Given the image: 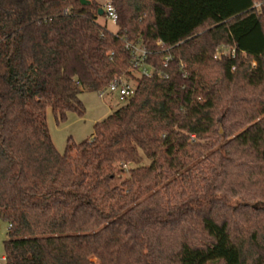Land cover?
Segmentation results:
<instances>
[{
    "label": "trees",
    "instance_id": "1",
    "mask_svg": "<svg viewBox=\"0 0 264 264\" xmlns=\"http://www.w3.org/2000/svg\"><path fill=\"white\" fill-rule=\"evenodd\" d=\"M87 1L0 0L5 264H264V0H109L116 32ZM117 78L135 96L59 153L49 110Z\"/></svg>",
    "mask_w": 264,
    "mask_h": 264
},
{
    "label": "rangeland",
    "instance_id": "2",
    "mask_svg": "<svg viewBox=\"0 0 264 264\" xmlns=\"http://www.w3.org/2000/svg\"><path fill=\"white\" fill-rule=\"evenodd\" d=\"M102 4H107L109 0H99ZM99 23L106 26L110 31L116 32L117 26L105 17L99 18ZM228 52V51H227ZM221 53H217L220 57ZM80 99L85 107V115L79 117L75 114H70L67 121L58 125L54 115L49 110L47 115V123L53 143L59 153H64L68 141L81 143L88 141L94 134V127L98 122L103 121L124 104L119 103L111 96L102 97L98 93L85 92L81 94ZM8 225L0 221V264H5L4 241L7 238Z\"/></svg>",
    "mask_w": 264,
    "mask_h": 264
},
{
    "label": "built area",
    "instance_id": "3",
    "mask_svg": "<svg viewBox=\"0 0 264 264\" xmlns=\"http://www.w3.org/2000/svg\"><path fill=\"white\" fill-rule=\"evenodd\" d=\"M262 5L263 3H256L254 5V9L261 10ZM103 10L104 17L116 24L118 17L114 6L108 3ZM127 48L132 54V71L139 77L152 78L155 75V69L150 67L146 62L149 53L140 46L128 44ZM232 54L234 55V51ZM166 59L169 60L168 57ZM136 89L137 86L135 83L127 81L125 78H117L110 84L108 89L105 92H102L100 95L102 97L111 96L119 103L126 104L135 96ZM3 261L5 262L4 257Z\"/></svg>",
    "mask_w": 264,
    "mask_h": 264
},
{
    "label": "water",
    "instance_id": "4",
    "mask_svg": "<svg viewBox=\"0 0 264 264\" xmlns=\"http://www.w3.org/2000/svg\"><path fill=\"white\" fill-rule=\"evenodd\" d=\"M81 4L83 6H86L88 4V1L87 0H80ZM99 16L100 17H104V10L101 8L100 11H99Z\"/></svg>",
    "mask_w": 264,
    "mask_h": 264
}]
</instances>
